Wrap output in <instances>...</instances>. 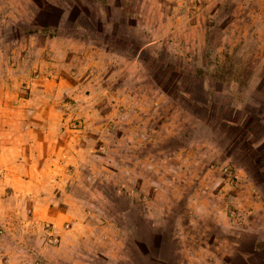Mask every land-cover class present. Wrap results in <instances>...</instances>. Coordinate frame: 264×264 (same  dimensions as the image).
<instances>
[{"label": "rangeland", "instance_id": "1", "mask_svg": "<svg viewBox=\"0 0 264 264\" xmlns=\"http://www.w3.org/2000/svg\"><path fill=\"white\" fill-rule=\"evenodd\" d=\"M62 1L0 0V108L62 128L91 210L154 191L165 226L122 264H264V0Z\"/></svg>", "mask_w": 264, "mask_h": 264}, {"label": "crops", "instance_id": "2", "mask_svg": "<svg viewBox=\"0 0 264 264\" xmlns=\"http://www.w3.org/2000/svg\"><path fill=\"white\" fill-rule=\"evenodd\" d=\"M46 1L52 5L67 3ZM44 113L43 109L32 112L0 108V228L5 229L0 233V264H59L63 260H70L69 264H81V261L92 264L95 256H105L108 264H122L130 256H143L142 246L154 245L165 226L159 204L150 196L154 191L138 189L136 196H132L130 190H126L130 205L120 211L111 212L101 207L91 210L65 181L66 174L61 170V162H64L61 159L62 128L41 124ZM34 118L39 120L34 121ZM43 166H47L46 170ZM197 178L192 180L199 184L207 175ZM208 187L204 182L200 190L196 187L190 193L191 200L199 198L196 206L202 204L200 198L209 191ZM227 194L232 192L217 191L220 198ZM138 201L142 204L144 201L145 213L138 211ZM133 211L135 220L129 226L116 220V216L126 218ZM45 222L54 224L61 241L55 245H45L42 241L40 246L31 247L28 242L39 239L35 235H40ZM237 222L227 217L220 224L230 230ZM261 236L260 241H264Z\"/></svg>", "mask_w": 264, "mask_h": 264}, {"label": "built area", "instance_id": "3", "mask_svg": "<svg viewBox=\"0 0 264 264\" xmlns=\"http://www.w3.org/2000/svg\"><path fill=\"white\" fill-rule=\"evenodd\" d=\"M232 214L233 217H236L235 211H233ZM4 231V228H0V233H3ZM40 236L42 238V241L47 245H55L61 241V235L58 232V229L51 222H45L42 225Z\"/></svg>", "mask_w": 264, "mask_h": 264}]
</instances>
